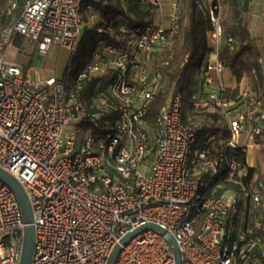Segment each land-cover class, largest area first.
<instances>
[{"label": "built area", "instance_id": "obj_1", "mask_svg": "<svg viewBox=\"0 0 264 264\" xmlns=\"http://www.w3.org/2000/svg\"><path fill=\"white\" fill-rule=\"evenodd\" d=\"M138 1L168 13L140 28L122 20L115 29L99 26L118 45L101 43L66 82L38 76L32 83L6 50L19 36L39 56L56 48L70 61L90 0H27L17 18L14 5L0 11V169L21 185L32 210L30 264H106L114 247L146 224L175 239L182 264H264V179L249 178L256 167L248 161L259 147L264 97L241 91L229 99L220 88L176 93L148 126L162 78L149 60L175 42L181 9L177 0ZM198 8L215 56L203 66L210 87L212 72L223 73L222 47L233 51L236 41L225 34L219 0H199ZM94 80L106 86L82 99ZM187 101L215 118H185ZM104 114L117 119L96 139L84 125ZM229 150L244 159L228 160ZM24 228L14 193L0 181V264H19ZM115 264L175 261L165 237L148 230L122 247Z\"/></svg>", "mask_w": 264, "mask_h": 264}, {"label": "trees", "instance_id": "obj_2", "mask_svg": "<svg viewBox=\"0 0 264 264\" xmlns=\"http://www.w3.org/2000/svg\"><path fill=\"white\" fill-rule=\"evenodd\" d=\"M177 2L181 9L180 28L181 21L184 18L186 20V26L179 45L178 36L180 28L175 38V42L171 46H160L152 53V56L156 55V57L165 53V58L162 62L166 61L167 65L160 66L162 79H164L165 85L162 89H159L150 110L146 114L145 121L148 126L154 123L159 109L166 104L169 92H171V97L176 93L186 94L193 91L192 86L194 76L197 71L203 68L206 58L211 52L210 43L207 38L208 22L206 12H203L198 8L199 0H177ZM91 7H94V5L91 4ZM154 12L155 11L148 6L140 4L138 0H125V8L120 0H116L112 5L103 6V11L101 12L103 21L96 27L92 28L85 25L87 18L84 12L82 16L84 27L78 52L80 48L83 49L80 55L77 52L76 56L70 59L69 64L64 70L62 81L66 82L69 78L72 79L75 71L89 60L91 53L101 45V43L106 45H118L114 35L111 33L104 32L100 34L97 30L99 26L108 23L112 25L113 29H115L117 21L122 20L130 26L140 28L146 24H152L154 22L152 18ZM241 55V48H235V50L230 51L225 45L222 47L220 54V58L227 60V66L237 78L240 76L238 71H243L245 69V66L241 61ZM75 62L77 63V68L73 72ZM105 86L106 85L100 86L98 80H94L84 87L80 94L81 98L90 101L92 97H94L100 90L104 89ZM198 106L200 105L197 103L187 101L184 110V117L186 118L188 114H193L195 110L199 108ZM105 115L106 114L100 119L95 120V122H88L84 125V128L89 129L96 139L100 138L105 130H111L117 119V115ZM208 115L210 118L205 117V119L215 118V116L211 114ZM202 132H204L203 135L208 133L203 129L201 130V133ZM222 135L223 137H227L228 134L225 131ZM261 137H263L261 141V152L264 156V130L262 131ZM233 158L243 160L244 155L234 150L227 151V159L230 160ZM251 177H253V171L249 174V178Z\"/></svg>", "mask_w": 264, "mask_h": 264}, {"label": "crops", "instance_id": "obj_3", "mask_svg": "<svg viewBox=\"0 0 264 264\" xmlns=\"http://www.w3.org/2000/svg\"><path fill=\"white\" fill-rule=\"evenodd\" d=\"M27 0H0V11L9 9L12 5L15 6V18L22 13ZM125 8V0H120ZM170 0H165L168 2ZM116 0H91L90 5H94L93 9L85 12V25L89 28L96 27L103 19L101 12L103 6L112 5ZM95 8V9H94ZM264 11V0H240L234 4L231 15L227 18V25H222L225 28V34L232 37L236 41L235 48L242 49L241 61L245 69L238 71L240 76L237 78L227 66V60H223L224 69L221 77H218L215 72H212L213 83L206 87L203 85V68L196 72L192 89L197 91L207 92L209 90L221 89L222 94L232 99L241 91H249L251 93L259 94L264 97V18L262 13ZM168 10L165 8L162 11H155L153 21L158 22L159 18L167 15ZM221 19V14H220ZM15 45L14 55L10 56L8 51L10 46ZM6 50V58L15 61L22 66L23 74L28 78V72L33 71L30 66V60L21 57L18 54L27 56H38L33 43L26 41L24 38L15 36L11 44ZM54 49V48H53ZM56 49V48H55ZM52 50V49H51ZM58 50V49H57ZM59 52L67 55L69 53L65 50L59 49ZM50 53V52H49ZM208 61H214L215 56L209 54L206 58ZM67 59L66 66L68 65ZM206 62V61H205ZM65 70V69H64ZM64 73V72H63ZM39 75H37L38 77ZM63 77V75H62ZM51 78V77H49ZM29 79V78H28ZM62 79V78H61ZM193 114H188L187 117L194 121H203L209 115L205 113L203 105L198 106ZM210 118V117H208ZM264 130V125H263ZM261 137L259 139V146L262 144ZM255 151V149L253 150ZM251 160L249 159V162Z\"/></svg>", "mask_w": 264, "mask_h": 264}, {"label": "rangeland", "instance_id": "obj_4", "mask_svg": "<svg viewBox=\"0 0 264 264\" xmlns=\"http://www.w3.org/2000/svg\"><path fill=\"white\" fill-rule=\"evenodd\" d=\"M240 0H220V14H221V20L224 25H227V18L231 15L232 9L234 7V4L239 2ZM186 26V20L185 18L181 21V28L178 36V45L181 43L182 39V34L184 31V28ZM16 46L11 45L8 49L10 52V56L14 55ZM83 48H80L78 54L80 55L82 52ZM59 50V49H58ZM57 49H52L50 53H48L47 56L42 57V56H27L23 54H18L21 57L23 56L24 58L29 59L30 66L33 68V71L28 72V78L29 80L34 83L36 82L37 75H39V78L44 80L46 78L52 77L56 79H61L65 65L67 62V59L69 58L67 55H64L63 53L59 52ZM166 50V49H165ZM160 54V52H159ZM169 54V53H168ZM169 56V55H168ZM165 58V53H162L158 57L151 56L149 60V65L153 66V68H157L159 71H161L160 66L162 65V61ZM166 62V61H165ZM164 63V62H163ZM77 63L75 62L73 72L76 70ZM165 66V65H162ZM165 85L164 79L161 78L159 80V88L162 89ZM171 92L168 94L167 102L170 99ZM262 149V144L259 146L255 151L249 150L248 152V159L251 160V163L254 167H256L255 173L253 174V178H258V179H264V156L261 152ZM249 161V160H248Z\"/></svg>", "mask_w": 264, "mask_h": 264}, {"label": "water", "instance_id": "obj_5", "mask_svg": "<svg viewBox=\"0 0 264 264\" xmlns=\"http://www.w3.org/2000/svg\"><path fill=\"white\" fill-rule=\"evenodd\" d=\"M0 181L6 186H8L9 189L14 193L21 210L23 222L25 223L19 264H30L34 245V228L32 225L33 216L29 201L21 185L11 175L3 171L2 169H0ZM148 230L156 231L160 235H163L167 243L171 247L175 264H182L181 253L175 239L169 234H167L164 229L152 224L143 225L134 230L133 232L127 234L120 241V244L114 247L110 256L107 259L106 264H115L117 257L120 251L122 250V247H125L129 243V241L137 235Z\"/></svg>", "mask_w": 264, "mask_h": 264}]
</instances>
